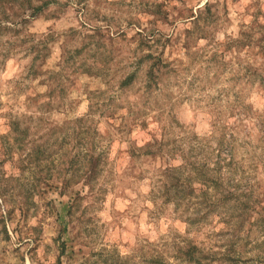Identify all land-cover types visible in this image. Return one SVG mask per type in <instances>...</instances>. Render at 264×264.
Returning a JSON list of instances; mask_svg holds the SVG:
<instances>
[{
  "label": "rangeland",
  "instance_id": "374dc122",
  "mask_svg": "<svg viewBox=\"0 0 264 264\" xmlns=\"http://www.w3.org/2000/svg\"><path fill=\"white\" fill-rule=\"evenodd\" d=\"M30 1H0V264H187L183 240L223 251L234 227L231 264H264V0ZM204 187L255 209L196 221Z\"/></svg>",
  "mask_w": 264,
  "mask_h": 264
},
{
  "label": "trees",
  "instance_id": "16d2710c",
  "mask_svg": "<svg viewBox=\"0 0 264 264\" xmlns=\"http://www.w3.org/2000/svg\"><path fill=\"white\" fill-rule=\"evenodd\" d=\"M2 3L4 2H10V4L12 7L16 6V4L20 5L24 2H26V5L29 6L32 9L33 14L42 10V8L48 4L49 1L43 2L42 4L39 5H32L30 0H0ZM12 12L15 11V8L11 9ZM16 14V13H15ZM0 29L1 30H5L6 28L3 27L0 23ZM156 66V63H153L152 66H150L151 68H154ZM161 67H165V65H161ZM158 68V66H157ZM160 71V69H156V72ZM156 73L153 71V69H151V73L150 76L155 75ZM153 78H156V76H152ZM133 78V74H129L124 78L125 83H128L129 81H131ZM124 83V82H123ZM262 123V127L264 129V122ZM90 131L88 126H83L80 127V130H76L75 134L76 135H80L79 140H84L86 139V136H88V132ZM148 147L150 146H156L158 145L157 140H154L152 142H148L147 143ZM87 151L88 149L85 148ZM92 150V149H91ZM228 151H232V150H228ZM82 154L80 155V161L82 163H85L87 155H89V157L91 156V154H88L87 152H81ZM229 154L232 155V152H228ZM101 153L100 155H97L95 158L91 157L89 160V162H91V160H100L101 159ZM186 160L189 158L187 155H184V157ZM78 158L75 159V156L70 159V164L75 165V163L77 162ZM98 160V162H99ZM264 162V160H263ZM94 167L97 166V164L95 163L94 165H92ZM191 170H195L193 171V174H190L191 172H187L186 173V177H187V181L190 180H204L205 182L207 181H211L213 183H216L215 181H213V179H211V174H209L208 172L210 171V173H213L211 170L208 169V171H203V166H198L196 167L193 164H190ZM82 168V166L80 167ZM185 167L181 166L180 169H184ZM92 173L93 170H91ZM176 172H179L176 174ZM183 172V170H182ZM180 170L178 171H172V170H168L165 173V178L163 185H164V193L167 196V198H169L170 196H177V194L179 195L181 192H183V187H185V185H183L179 180L181 177V173ZM210 175V177L208 176ZM169 180V181H168ZM202 183V182H201ZM169 184V185H168ZM226 185L228 186H232L229 181L226 183ZM177 190V191H174ZM235 190L238 191V189L235 188ZM207 190L204 188H199L198 193L202 196L201 198L202 201L204 203V207L208 208L207 212L201 216H199V218H196V221H199L201 219H205L206 215L208 214V212L210 211L209 208L211 206H214L215 204L220 205L221 207H227L226 205L228 204H232L231 208L225 210V214L221 215V221L228 227L229 225L231 226L232 223H234V225L241 227L242 223H241V217L242 215L247 212L249 209H255L253 208L254 206V201H251L249 198V194L246 193H236V192H232V191H222L221 193H219V195L217 196V194L214 195H207ZM177 192V193H176ZM240 192V191H239ZM240 194H243L242 198H238V196H240ZM214 197V198H213ZM176 198V197H173ZM214 200V201H213ZM261 199L259 201H257V205L256 206H260L259 203H261ZM234 209H237L239 211H236V213L234 212ZM230 210V211H229ZM261 223L259 224V226L263 227L264 226V217L261 216L260 217ZM229 228V227H228ZM231 228V227H230ZM239 231V230H238ZM229 237H235L232 239H228L229 243L227 244V247H225L226 249L223 251H214L211 249H209L208 251H205L204 249H202L200 246H197L193 243H190L188 241H182V244L177 246L176 249V253H174V258L177 259L178 261L182 262V263H189V264H202L203 261L208 260V261H222V262H226V263H236L238 261H240L241 257L243 255H241V250H237L235 247H233V244H235V241L239 238V233H237L236 231V227L231 228V230L229 231ZM234 240V241H233ZM184 243V244H183ZM213 251L212 253H210L209 251ZM145 260H147V263H153V264H166L164 262L163 259V255L162 252L158 251L157 253H154L153 251L150 253L149 257H147Z\"/></svg>",
  "mask_w": 264,
  "mask_h": 264
}]
</instances>
